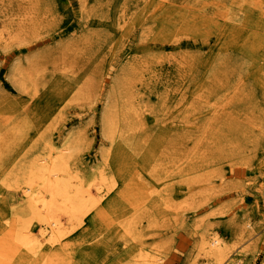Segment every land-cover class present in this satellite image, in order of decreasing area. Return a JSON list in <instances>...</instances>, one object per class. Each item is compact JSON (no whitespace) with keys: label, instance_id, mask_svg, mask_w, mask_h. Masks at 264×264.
Instances as JSON below:
<instances>
[{"label":"rangeland","instance_id":"1","mask_svg":"<svg viewBox=\"0 0 264 264\" xmlns=\"http://www.w3.org/2000/svg\"><path fill=\"white\" fill-rule=\"evenodd\" d=\"M211 1L201 6L213 11ZM183 4L190 5L0 0V120L9 116L0 121V191L7 205L12 196L23 201L12 183L23 172L13 167L24 169L51 142L71 149V169L102 198L97 212L115 191L124 190L129 207L138 203L128 199L139 185L149 188V200L134 211L129 244L121 243L130 254L125 264H142L149 254L160 264H192L204 232L224 238L232 258L264 264V42L259 54L244 57L213 29L202 41L191 24L163 46L153 44L164 27L181 30L172 7ZM261 24L264 35V12ZM107 105L119 147L140 160L139 170L119 169L122 158L102 135ZM119 204L105 208V224L123 212ZM31 227L38 234L36 221Z\"/></svg>","mask_w":264,"mask_h":264},{"label":"bare ground","instance_id":"2","mask_svg":"<svg viewBox=\"0 0 264 264\" xmlns=\"http://www.w3.org/2000/svg\"><path fill=\"white\" fill-rule=\"evenodd\" d=\"M182 2L190 5L172 7L179 10L176 12L182 16L181 30L171 33V29L164 27L153 44L159 43L163 46L169 36H178L179 32L186 29L191 31L192 24L201 28L205 34L202 41L209 42L213 29L219 42H225L229 50L239 52L240 56L246 57L247 51L260 53L264 42V35L261 33L264 8L258 12L256 8L261 0H212L213 11L201 6V0ZM237 6L239 8H236ZM210 12H214L212 15L216 14L214 19L207 16L211 15ZM165 30H169V34H165ZM31 80L33 83L38 80L37 74ZM3 117L4 115L0 121H3ZM7 118L9 116H5L4 121ZM101 131L102 135L111 141L110 148L115 150L114 155L119 152L117 158H122L119 169L137 164L136 168L139 170L140 160L127 153L124 156L126 149L119 147L113 113L108 105L101 115ZM2 149L6 151L7 148L4 146ZM57 149L55 144L48 142L43 153L30 158L24 169L18 164L13 167V170L19 167L23 172L22 175L16 174L12 181L15 186L21 188L23 201L9 196L12 199L7 205L8 202L4 198L6 196L0 191V264H125L126 259L129 261L130 254L127 255L128 248H122L121 243L129 244L126 237L129 232L131 234L133 220L138 216L134 211L149 200V188L144 190L139 185L134 190L137 192L136 196L132 193L128 199L130 202L138 198V203L137 199H134L129 203V207L125 205V199L121 195L124 190L115 191V195H110L101 211L104 212L108 205L119 202L123 212L105 224L103 212L93 210L102 198L94 199L91 196L92 191L85 189L78 171L71 169V149L68 148L67 152ZM3 154L7 156L6 153ZM109 157L104 159L108 160ZM136 168L135 176L138 174ZM1 172L0 178L5 175L4 166ZM109 188L107 193H111L113 186ZM97 194H102L101 185L97 186ZM33 221L38 223V234H35L31 227ZM112 224L115 227H112ZM122 250L124 251L121 254ZM230 251L220 235L204 232L200 236L195 254H192V264H246L242 255L232 258ZM142 261V264H160L161 258H153L149 254L143 256Z\"/></svg>","mask_w":264,"mask_h":264}]
</instances>
